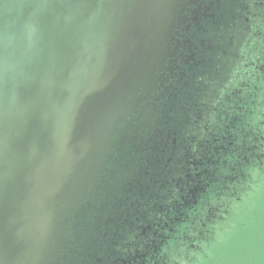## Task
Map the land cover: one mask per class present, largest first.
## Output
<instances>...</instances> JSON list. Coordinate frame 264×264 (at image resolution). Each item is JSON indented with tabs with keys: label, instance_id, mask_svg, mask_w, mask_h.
Returning a JSON list of instances; mask_svg holds the SVG:
<instances>
[{
	"label": "water",
	"instance_id": "obj_1",
	"mask_svg": "<svg viewBox=\"0 0 264 264\" xmlns=\"http://www.w3.org/2000/svg\"><path fill=\"white\" fill-rule=\"evenodd\" d=\"M191 4L0 0V264L73 252L72 216L176 75Z\"/></svg>",
	"mask_w": 264,
	"mask_h": 264
},
{
	"label": "trees",
	"instance_id": "obj_2",
	"mask_svg": "<svg viewBox=\"0 0 264 264\" xmlns=\"http://www.w3.org/2000/svg\"><path fill=\"white\" fill-rule=\"evenodd\" d=\"M250 19L254 34L244 31L230 42L214 32L194 40L198 54L211 58L213 67L194 90L189 85L182 91L178 80L171 81L172 90L157 103L151 129L114 155L110 166L116 165L118 177L97 197L101 202L92 200L72 216L78 264H90L98 256L108 264L121 258L117 251L142 233L145 221L158 224L162 205L172 206L178 199L173 181L184 180L186 172L202 174L204 192L170 242H157L160 248L150 253V264H186L182 253H196V246L208 239L206 230L250 191L264 162V7L256 13L255 26ZM236 135L240 140L235 141ZM229 136L232 150L226 145Z\"/></svg>",
	"mask_w": 264,
	"mask_h": 264
},
{
	"label": "flooded vegetation",
	"instance_id": "obj_3",
	"mask_svg": "<svg viewBox=\"0 0 264 264\" xmlns=\"http://www.w3.org/2000/svg\"><path fill=\"white\" fill-rule=\"evenodd\" d=\"M192 1L193 4L188 7V11L185 13L187 19L185 27L183 26L182 31H180L181 37L179 38V40L181 41L182 45L179 50L180 59L178 61V70L176 71V75L173 78L169 79V82L167 84L169 88L168 91H160L158 93V101L155 102L156 105L159 102L160 98L164 97V93L167 94L170 90H172L171 81L176 82L178 80V82L183 86L181 87V90L183 91L184 88H189L190 86L193 87L194 90L197 87L194 85L203 83V81H205L204 79L207 78V73L210 71L214 64L211 58L206 57V55L202 58L198 54L199 50L194 44L195 39L198 40L205 33L213 34L214 32H218L222 35H225L224 37H228V40H230L231 42L232 40L237 39V36L241 35L244 31H247V34L253 33L252 31H250L251 27L249 26V23H252L250 18H254L252 26H255L256 13L262 10L264 7V0ZM187 25L188 28H186ZM199 42L202 43V41ZM209 49L211 50L212 46ZM225 72H228V64L225 65ZM158 106L159 105H157V107ZM157 111L158 110L148 104V108L145 109L144 113L140 114L139 117L141 120L147 121V119L150 118L152 114L155 115V112ZM152 123L150 125L145 124L141 126L137 123L136 120H134V122L130 123V126L133 130V135L139 139L141 134H145V130L151 129ZM124 128L123 131L120 132V137H118V139L122 138L121 136L125 134H132L131 131L127 132L124 130ZM138 139L136 140V142L138 141ZM230 139H232L231 136L228 137L226 145L230 150H232V143L228 141ZM234 139L235 141L240 140V136L236 135ZM136 142L127 143L123 148H125L127 145H131ZM115 168L116 165L113 167L109 165V172L110 175L112 174V176L108 175V177L105 179L108 182L106 185H104L103 189L99 191L97 197L101 198L103 196V193L107 192L109 186L108 184L111 182V180H113L115 176L118 177V171L114 170ZM147 175H149V173L145 174V176ZM148 179L149 182H151V178L149 177ZM212 179L209 182H211ZM190 181L193 185H189ZM135 182L138 183L137 180ZM173 182H175V186L179 189L177 195L178 199L174 202L172 206H169L168 204L162 205V215L159 219L158 224H152V221H149L150 218H148L142 226V233L135 237H132V239H134L132 243H128L125 248H122V250L117 251L118 253H122V259L118 257V259H115L112 264H150V253H158V249L160 248L159 243L162 244L164 242H170L172 236L176 234V231H178V223L181 222L183 218L186 219L188 210L192 211L191 215H193V211H196V208L201 198L200 193L204 192L205 187L204 185V187L201 186L204 182L202 174L195 173L193 176H191L189 172H186L184 180L178 178V180L176 179V181ZM97 197L95 198L96 203L101 202V199L99 200L97 199ZM86 206L89 207L90 204ZM154 226H156V230H153ZM215 227L217 228L218 226H216L215 224L211 228L207 229L205 232L208 236V239L211 238V240L213 241ZM72 228H74L75 230V226H73ZM72 228H69L70 233L74 236L77 235V231H74ZM205 242L206 241L200 242L199 245L196 246V253H182V257L186 258V264H194V260H196V262H199L198 260L200 259V257H202V259L209 258V254L203 253V246H200L201 243L205 244ZM77 243L78 242H76L75 244ZM140 246H142V249H139ZM157 247L159 248L157 249ZM193 251H195V249H193ZM78 254L81 253H74L73 250V252L67 255V257L64 258L60 264H78V261L81 262V259L78 260V258L76 257V255ZM86 254H88V257H91L90 253ZM98 254L101 255V253ZM163 259L167 260L165 253H163ZM84 262L82 264H84ZM90 264L108 263H105L103 259L98 256L94 258V262L93 260H91Z\"/></svg>",
	"mask_w": 264,
	"mask_h": 264
},
{
	"label": "rangeland",
	"instance_id": "obj_4",
	"mask_svg": "<svg viewBox=\"0 0 264 264\" xmlns=\"http://www.w3.org/2000/svg\"><path fill=\"white\" fill-rule=\"evenodd\" d=\"M260 168L250 191L216 221L214 241L202 245L209 258L194 264H264V162Z\"/></svg>",
	"mask_w": 264,
	"mask_h": 264
}]
</instances>
